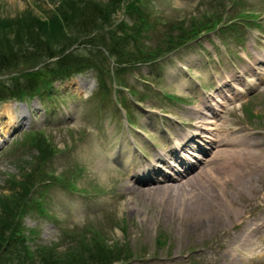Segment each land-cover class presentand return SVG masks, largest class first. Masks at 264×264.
I'll use <instances>...</instances> for the list:
<instances>
[{
  "label": "rangeland",
  "instance_id": "1",
  "mask_svg": "<svg viewBox=\"0 0 264 264\" xmlns=\"http://www.w3.org/2000/svg\"><path fill=\"white\" fill-rule=\"evenodd\" d=\"M90 2L108 7V0H0V20H17L22 26L26 24L27 28H31L29 35L22 31L19 34L13 31L0 33V54L16 52L22 45L20 57H30L29 50H33L36 43L33 41L29 44L27 41L37 36L44 38L41 43L43 49H60L70 43H75V47L80 44L78 42L81 39L78 38L83 35L79 34L81 21L92 14L93 10H88ZM131 5L142 7L144 15H148L149 26L153 27L146 43L142 39V46L152 51L156 48L160 52L157 60L128 67L120 71L115 79L121 81L120 85L132 87L140 95L146 91L142 90L143 84L134 75L142 74L145 78L173 86L168 75L176 69L173 64L175 58L180 59L181 56L183 59L180 60L186 63L195 61L206 64L207 60L197 53L194 42L164 53L163 49L167 48L162 41L165 34H171L174 38L183 30L181 27H190L192 22L212 12L221 16L219 28H223V36L220 39L224 45L227 44L225 49L228 45L235 49L241 42L242 47H249L253 32L264 31V0H186L183 3L176 0H121L117 12L110 17L113 18L111 26L105 24L98 33L108 38L117 23L132 25L137 16H128L127 9ZM43 21L54 25L46 27ZM57 22L61 23L60 26ZM229 26L232 33L226 30ZM204 37L212 36L203 34L200 39ZM214 54L219 52L214 50L206 54L210 63ZM221 55L223 66L228 63V58L222 52ZM111 60L99 63L100 69L97 71L87 70L64 82H55L50 96L42 100L33 99L27 106L15 101L0 104V227L7 225L3 229L7 235L8 225L13 226L9 224L11 216L8 209L25 192L24 186H29L27 197L30 202L23 204V210L28 209L25 215L18 217V209L13 208V220L18 221L23 231L31 229V234L25 231L26 242L23 241L25 249L22 252L29 253L34 264H50L51 259L57 260L56 257L65 255L78 257L73 259L82 258L84 264H108L116 259V256L99 249L93 254V250L87 252L95 242L100 243V247H106V251L114 248L129 251L132 255L130 262L121 260L119 264H187V256L200 257L197 248L205 249L204 255L208 256L214 250L212 243L215 237L211 232L221 224L225 207H230L225 206V202L232 201L233 207L243 211L261 206L257 202L264 192V166H261L264 164V91L249 105L253 113L251 119L246 120L242 109L225 116L236 120L244 129L253 128L258 132L252 142L261 144L256 157L260 160L247 165L241 162L242 155L237 161L233 158L230 162L218 161L211 164L199 179L190 181L189 187L185 188L193 187L194 193H197V189L203 191V195H197L207 201L203 203L205 212L198 214L190 208V203L195 204L193 198L181 204L180 199L173 201V198L163 196L166 190L130 193L126 187V175L118 169V164H108L110 151L117 146L120 136L124 135L122 130L120 132L122 115L116 112L111 99L101 92L102 87L116 86ZM245 62L240 57L237 64L242 66ZM41 64L43 62L39 66ZM35 65L33 62L23 63L17 67L16 73L32 71L37 68ZM163 65L165 67L159 69ZM211 65L221 72L218 64ZM8 76L0 75V80ZM154 102L157 103L158 99L154 98ZM196 102L199 104V101ZM122 103L125 105V102ZM159 104L162 106V99ZM172 106L166 105L168 110ZM129 110L134 120L141 122L143 115L139 110L132 104ZM154 118L156 121L165 120L156 115ZM33 130H41L55 149L48 162L40 164V158L46 153L41 154L40 149L27 138ZM229 133L233 144L236 133ZM139 138L144 141L142 135ZM230 150L231 147L225 146L219 155L225 156V152ZM39 168L65 178L64 182L62 185L43 184L49 180L37 178ZM76 171H79V175ZM214 174L217 175L209 180ZM225 176L233 179L227 186L222 183ZM69 180L73 181L75 188L89 191L86 198L77 197L64 188V183L66 186ZM39 185L40 192L37 191ZM182 192L177 193L181 195ZM37 196L45 198L44 205L50 213L57 214L59 220L42 217L32 208ZM162 196L164 198L161 201ZM186 205H190L189 208ZM182 209L183 214H180ZM179 215L184 216V220L178 221ZM231 220V217H227L225 223ZM86 253L92 257L91 263L86 260Z\"/></svg>",
  "mask_w": 264,
  "mask_h": 264
},
{
  "label": "trees",
  "instance_id": "2",
  "mask_svg": "<svg viewBox=\"0 0 264 264\" xmlns=\"http://www.w3.org/2000/svg\"><path fill=\"white\" fill-rule=\"evenodd\" d=\"M120 1L121 0H108L106 3L108 7H100L95 3H88L90 5L88 10L93 11H91L92 14L90 16L87 15L83 18V21H81L79 28V31L81 32L79 34L81 35V33H83V35L78 38L81 39L78 42L80 44H77L75 47H73L75 43H70L68 45H64L60 49H43L42 44L44 42V38L37 36L36 38H30L27 41L29 44L33 41L36 43V45L32 47L33 50H29L30 57H27L26 55L20 57L21 51H23L22 45L18 47L19 50L16 52L11 51L9 53H1L0 75L9 74V76L4 78V80H0V103L12 98L24 99L31 98L35 95H44L49 91L48 85L52 82L51 80H63L80 70L98 68V64L103 63L104 60L107 61L109 57L114 58L119 64L127 63L131 57L136 58L135 60H146L152 58L153 53L145 55L139 51V43L142 39L141 36L143 30H141V16H139V14L134 10L136 8L133 5L127 9L128 16H137L134 22H132V25H126L124 22L117 23L115 30L109 33L108 38L98 33L105 27V24L107 27L111 26L113 18L110 19V17L112 14L114 15L117 12ZM16 21L8 19L0 20V33L6 34L13 31V33L19 34L22 31L23 33L28 32L27 35H29L31 28H27L26 24L25 26H22L19 21ZM43 23L45 26H49L50 24L52 26L54 25L52 22L45 23L43 21ZM57 23L58 26H60L61 23ZM29 62L36 64L35 66L37 68L32 71H20L19 73H16L19 65ZM41 62H43V64L39 66ZM14 73L15 76H13ZM28 139L31 144H35L37 146L36 148L40 149L41 154L46 153L40 158V164L46 157L48 158V156L52 154V148L48 146L42 135L38 134L33 137L29 136ZM37 164L39 165V162ZM38 174L40 175L41 173L38 172ZM27 190H29V186H24L25 192L20 198L17 197L15 199L16 204L13 203V205L8 209L11 216L9 224H13V226L8 225L7 228L9 232L7 235H5L3 230L7 225H4L5 227L3 226L2 228L0 227V264H34L31 260L26 259L28 256L27 254L23 255L21 247H15L12 250V244L14 247L16 244H22L23 242L18 221L16 219L13 220V214H15L13 208L18 209L17 215L20 214L21 216L25 212V210H23V204L26 205L24 194L26 195ZM2 238H4V242L2 241ZM5 244V247L2 246ZM98 244L100 243L95 242L94 245L87 249V252H91L93 250L91 253L93 254L95 250L99 249V251H102L103 253L109 252L110 255L116 257H119L122 254L120 252L121 250L106 251V247H100ZM83 245L87 246L86 243ZM73 258L78 257L70 258L68 255H65L62 258L56 257L57 260L54 258L51 259L50 264H84L82 258ZM85 258L89 262L92 260V257L88 256L87 253ZM109 259L111 260L112 258H108V260ZM64 260L69 262L66 263ZM112 261L113 260H111L108 264H111Z\"/></svg>",
  "mask_w": 264,
  "mask_h": 264
},
{
  "label": "bare ground",
  "instance_id": "3",
  "mask_svg": "<svg viewBox=\"0 0 264 264\" xmlns=\"http://www.w3.org/2000/svg\"><path fill=\"white\" fill-rule=\"evenodd\" d=\"M178 3H183L186 0H176ZM170 78H171V82L173 84H175L176 87L182 89V90H188L189 91V86H188V80L184 79L182 75H180L177 72L172 71L171 74H169ZM26 117V114H25ZM146 117H148V121L145 122L146 125L149 126H154L156 127V124L154 122V119L149 117L148 115H146ZM163 137V136H162ZM226 138V137H224ZM228 141V140H226ZM225 141V142H226ZM132 143L130 144L129 140L125 139L120 141L119 147L117 149V151H110L109 156H110V160L109 163H114V162H120L125 168L126 170L129 172V176L134 175L133 170H134V163L137 160V157H134V151L131 150L132 148ZM120 149L119 153L118 150ZM228 154L226 155V158L224 160L225 161H230L231 158V154L235 153V154H240L242 152L243 155V160H249L251 163H256L260 160V158H256L259 154V152H252L249 147H245V148H239V149H234V150H230L227 151ZM101 162V161H99ZM139 171L142 170L141 167L138 168ZM203 173V170L200 172ZM200 173L193 175L191 178H193V180L195 179H199ZM187 183V182H186ZM189 187V183L188 184H182L180 186V184H173V185H165V186H160V188H163L165 191V194L163 196H169L173 199H180V203H184L186 202V200L192 199L194 200L195 204H191V209L193 211H197L198 214H203L205 212V206L203 205L207 203V201L203 198H201L200 196L197 195V193H194L195 190H193V187L191 188H185V187ZM136 191L142 192V193H153L154 191L158 190L156 189V187H151V188H143V190H137ZM184 190V191H183ZM179 191H183L181 195H179L177 192ZM161 197V201L163 200L164 197ZM182 206V205H181ZM179 206V207H181ZM186 208H189L190 205H186ZM208 208V207H207ZM183 210V209H182ZM211 210H213V208H211ZM179 211V208H178ZM183 218V217H182Z\"/></svg>",
  "mask_w": 264,
  "mask_h": 264
}]
</instances>
